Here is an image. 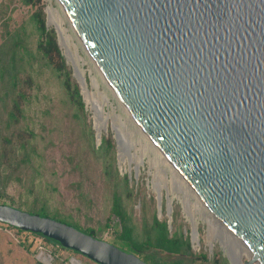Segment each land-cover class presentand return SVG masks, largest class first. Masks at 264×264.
Wrapping results in <instances>:
<instances>
[{
	"label": "water",
	"instance_id": "95a60500",
	"mask_svg": "<svg viewBox=\"0 0 264 264\" xmlns=\"http://www.w3.org/2000/svg\"><path fill=\"white\" fill-rule=\"evenodd\" d=\"M57 1L139 130L240 240L228 264H264V0ZM0 222L99 264H147L10 205Z\"/></svg>",
	"mask_w": 264,
	"mask_h": 264
},
{
	"label": "rangeland",
	"instance_id": "374dc122",
	"mask_svg": "<svg viewBox=\"0 0 264 264\" xmlns=\"http://www.w3.org/2000/svg\"><path fill=\"white\" fill-rule=\"evenodd\" d=\"M45 2L46 13L49 8L55 10L57 18L66 31L65 36L68 37L70 52L74 58H78V67L81 69L82 76L79 75L81 76L79 77L78 74L77 76L80 79L74 76L73 62L69 59L67 48L61 39V46L59 44L61 53L69 63L73 76L79 84L86 113L83 115L85 118L82 116L78 118L73 115V110L60 108L57 101L60 102L58 95L61 89L53 80L47 79V76L40 79L41 97L39 100H32L34 112L36 111L34 113L36 143L43 158L40 173H37L34 183L36 189L45 191L43 197L47 198L52 210L72 215L73 220L78 221L82 226L94 227L103 239L112 243L114 241L113 229H103L109 217L110 206L107 179L102 173L100 161L92 153L91 144L94 140L95 145L99 146L104 134H112L114 138V128H117L120 137L122 138V134L125 136V141H122L124 144L122 151H119L116 143L118 171L122 176L135 178L140 191L133 202L134 216L140 220L141 200L144 195L154 199L150 214L156 208L159 217H164L165 214L171 222L173 213L179 211L182 219L181 227L183 231H189L192 250L195 253L187 257L151 250L154 260L147 263L175 264V261H181L180 264H228L229 261H225L228 252L224 250L222 240L220 242L219 224L213 226L207 221L206 216L213 217L215 222L218 220L206 205L199 201L198 196L189 189L188 185L182 179L177 178L173 167L162 160L157 149L150 145L149 140L127 114L125 107L96 68L59 2L57 0H45ZM24 14L25 12L17 10L13 13L14 21L19 23ZM47 24L55 30L57 35V27L50 22V14L49 17L47 15ZM84 88L103 108L105 127L101 130L100 138H97L94 111L88 102ZM55 104L58 108L48 112L49 106L54 107ZM91 130L94 133L92 139ZM86 159L89 168L81 174L75 163ZM135 167L138 168L137 176H135ZM26 179L24 178L22 182L11 183L7 190L8 195L15 200V204L22 206L23 209L32 205L34 196L29 191L30 184ZM175 182L180 184L176 185ZM78 190L91 192L92 201L82 202ZM158 193L162 199L161 210L158 208ZM184 193L189 196L191 204L185 203ZM167 204L171 207L170 213L167 212ZM116 227H118V219L113 218L112 228ZM194 229L196 234L193 233ZM202 252L207 254L208 261L200 257ZM55 259L64 264H96L82 254L74 253L67 248H57L40 236L28 232L17 233L13 229L0 225V264H51Z\"/></svg>",
	"mask_w": 264,
	"mask_h": 264
},
{
	"label": "trees",
	"instance_id": "16d2710c",
	"mask_svg": "<svg viewBox=\"0 0 264 264\" xmlns=\"http://www.w3.org/2000/svg\"><path fill=\"white\" fill-rule=\"evenodd\" d=\"M17 10L25 12L19 23L14 21L13 16ZM44 76L53 80L62 90L58 95L60 102L56 100L59 107L73 110L75 117L85 118L83 116L86 113L85 103L79 84L73 76L69 63L61 53L55 30L47 25L45 0H1L0 204L56 219L103 239L94 227L82 226L78 221L73 220L72 215L52 210L47 198L43 197L45 191L36 189L34 184L37 173H40L43 158L36 143L37 134L34 126L36 111L34 112L32 100L40 99L41 83L39 82ZM56 108H58L56 104L54 107L50 105L48 112ZM92 131L91 139L94 138ZM91 150L95 158L100 161L102 173L107 179L110 206L109 217L103 229H113L112 243L137 255L146 263L154 260L151 250L187 257L195 254L192 250L189 231L185 232L181 227L182 219L179 211L173 213L171 222L165 214L164 217H159L156 208L150 214L154 199L144 195L141 200L140 220L134 216L133 202L140 191L135 178L122 176L118 171L116 141L112 134L102 135L99 146H96L93 140ZM75 165L81 174L89 168L87 159L78 160ZM24 178H27L30 184L29 191L34 195L32 205L25 209L16 205L13 197L7 193L11 183L22 182ZM78 191L82 202L92 201L91 192ZM162 211L164 212V207ZM113 218L118 219L116 228H112ZM0 225L13 229L17 233H27L3 222H0ZM42 239L57 248L65 249L52 240L43 237ZM71 251L81 254L75 250ZM200 257L208 261L206 253L202 252ZM225 261H229L228 257ZM180 263L181 261H175V264ZM51 264L64 263L55 259Z\"/></svg>",
	"mask_w": 264,
	"mask_h": 264
},
{
	"label": "bare ground",
	"instance_id": "6f19581e",
	"mask_svg": "<svg viewBox=\"0 0 264 264\" xmlns=\"http://www.w3.org/2000/svg\"><path fill=\"white\" fill-rule=\"evenodd\" d=\"M48 12L50 14V22L52 24H54L59 33H60V37L62 39V42L63 44L66 46L67 48V51H68V55H69V59L73 62L74 64V67L76 69V72L79 75L82 76V72L80 71L81 69H79L78 67V58H74L70 52V49H69V46H68V37L65 36V29L61 23V21L57 18L56 14H55V10L54 9H51L49 8L48 9ZM65 13V12H64ZM66 15V14H65ZM70 38V37H69ZM80 39V38H79ZM82 42V40H80ZM83 43V42H82ZM84 45V44H83ZM85 47V46H84ZM86 49V48H85ZM87 50V49H86ZM87 52L89 53V51L87 50ZM90 55V53H89ZM76 56V55H75ZM78 57V56H76ZM91 57V56H90ZM92 59V57H91ZM92 61L94 62V60L92 59ZM96 68L99 70L97 64L94 62ZM99 72L101 73V75L103 76V78L105 79V81L107 82L105 76L102 74V72L99 70ZM79 76V77H81ZM84 91L86 92V88H84ZM87 93V92H86ZM94 97H91L88 93H87V99H88V102L89 104L91 105V108L93 109L94 111V115H95V120H96V123H97V134L98 136L100 135L101 133V130L103 127H105V117H104V114H103V108H102V105L95 99H93ZM121 102V101H120ZM123 105V103H121ZM124 106V105H123ZM126 110V108H124ZM127 114L129 115L128 111L126 110ZM113 115V114H112ZM130 116V115H129ZM131 118V116H130ZM132 119V118H131ZM133 120V119H132ZM134 122V121H133ZM127 131L129 132L128 128H126ZM124 137L123 134H122V141L124 140ZM121 141V149H124V144L123 142ZM125 141V140H124ZM150 142V141H149ZM150 145L154 146L151 142H150ZM155 147V146H154ZM156 148V147H155ZM157 149V148H156ZM159 155L162 157V160L163 161H166L167 163H169L173 169H174V174H176L177 178H180L182 179L189 187V189L198 196V199L199 201H201L203 203V201L201 200V198L199 197V195L195 192V190L192 188V186L189 184V182L177 171V169L159 152V150L157 149ZM176 179V178H175ZM178 182V181H177ZM176 183L177 184H180V183ZM185 196H184V201L185 203H190V198L189 196L184 193ZM194 204H197V203H194ZM204 204V203H203ZM205 205V204H204ZM207 217V221L212 224L213 226H215L216 224H219L218 227L220 229V233H221V239H222V244H223V247H224V250H226L228 252V246H230L231 244L232 245H236L237 247L238 246H242L241 245V242L240 240L233 234V232L225 225L223 224L222 222H220L219 220L217 222L214 221V218L211 217V216H206ZM219 232V231H218Z\"/></svg>",
	"mask_w": 264,
	"mask_h": 264
}]
</instances>
